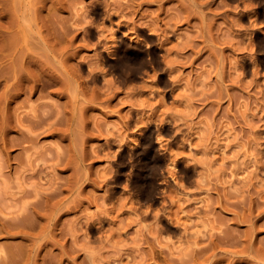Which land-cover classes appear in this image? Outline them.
I'll list each match as a JSON object with an SVG mask.
<instances>
[{"label":"rangeland","instance_id":"1","mask_svg":"<svg viewBox=\"0 0 264 264\" xmlns=\"http://www.w3.org/2000/svg\"><path fill=\"white\" fill-rule=\"evenodd\" d=\"M195 1L0 0V257L264 264V22Z\"/></svg>","mask_w":264,"mask_h":264},{"label":"bare ground","instance_id":"2","mask_svg":"<svg viewBox=\"0 0 264 264\" xmlns=\"http://www.w3.org/2000/svg\"><path fill=\"white\" fill-rule=\"evenodd\" d=\"M192 1H193L192 3H194L195 7H198V8L202 7V3H200V2L197 3L195 0H192ZM252 1H254V3L256 4V8L258 11V19H260V21L264 22V0H252ZM262 34L264 36V30H263ZM134 44L132 41H129V40L127 42H122L119 44V47H118L119 49H117V51L118 50H121V51H118V54H120V55L119 56L117 55V56L119 57V61L121 62V64L124 63L125 61H127L128 54L126 52L136 49L135 46L137 44L135 46H134ZM146 45H147V42H145V46ZM258 49H259V51L264 52V44L259 43ZM146 50H147V48H146ZM146 50L144 49V52ZM113 51H115V50H113ZM121 52H122V55H121ZM115 53H116V51H115ZM146 53H148V50L146 51ZM145 54L140 53L142 61H143ZM116 62H117V59H116ZM152 131L146 132L140 139V146H139V149L137 150V152L141 153L142 157H140L141 160H140V162H137L138 164L136 165V168L134 170L135 176L136 177L137 176L142 177L141 179L145 180L144 182L147 185V187L143 191H140L136 195H134V196H136L135 199L137 201L139 199L140 201H143L144 203H147L151 200L153 190L155 189L154 179H155V176L157 175L158 170L161 167V161H162L161 158L159 157V154H157V149L159 151V146L157 145L158 147H156V144H155L156 140L153 141V139L151 137ZM170 162H168V163L170 165H172L173 164L172 160ZM166 166H167V164H166ZM251 227H253V226H250V228ZM1 228H4L6 234L9 237H13L14 232L11 230V225L4 224L1 226ZM194 242L197 243V240L194 239ZM9 243H11V242H9ZM6 249H7V247H6ZM4 254H5L4 258H3V256L0 257V261H1L0 264H13L14 258H15V256H14L15 251L13 250L11 244L8 246V249L5 250ZM1 258H3V259H1ZM169 262H170V260H169Z\"/></svg>","mask_w":264,"mask_h":264}]
</instances>
